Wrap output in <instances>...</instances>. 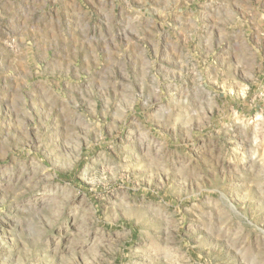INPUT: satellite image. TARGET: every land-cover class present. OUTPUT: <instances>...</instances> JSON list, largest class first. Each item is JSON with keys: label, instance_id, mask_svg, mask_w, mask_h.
Masks as SVG:
<instances>
[{"label": "rangeland", "instance_id": "rangeland-1", "mask_svg": "<svg viewBox=\"0 0 264 264\" xmlns=\"http://www.w3.org/2000/svg\"><path fill=\"white\" fill-rule=\"evenodd\" d=\"M0 264H264V0H0Z\"/></svg>", "mask_w": 264, "mask_h": 264}]
</instances>
